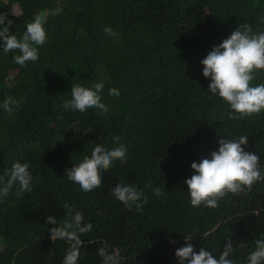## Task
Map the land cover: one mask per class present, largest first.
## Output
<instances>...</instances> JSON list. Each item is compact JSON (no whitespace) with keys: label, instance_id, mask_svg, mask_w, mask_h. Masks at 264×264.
I'll list each match as a JSON object with an SVG mask.
<instances>
[{"label":"trees","instance_id":"16d2710c","mask_svg":"<svg viewBox=\"0 0 264 264\" xmlns=\"http://www.w3.org/2000/svg\"><path fill=\"white\" fill-rule=\"evenodd\" d=\"M56 8L63 11L48 16L37 61L21 67L18 52L0 49V104L6 96L18 102L11 114L0 107V173L19 160L33 176L32 191L17 194L16 184L0 202V264H62L69 242L51 240L45 217L59 226L66 202L92 224L81 235L78 264H102L100 247L117 251L121 264H179L175 251L186 243L218 256L229 239L234 248L247 243L232 253L246 264L264 234V181L246 195L229 193L216 209L192 207L184 181L220 137L247 135L245 150L259 155L264 171V111L231 118L228 104L209 93L200 63L240 24L264 32V0H0L18 36L35 14ZM98 82L107 114L63 108L73 84ZM259 83L261 70L251 82ZM113 136L126 146L127 162L113 161L99 189L81 191L65 170L96 144L117 147ZM120 182L148 198L141 211L113 197ZM156 187L165 194L155 196Z\"/></svg>","mask_w":264,"mask_h":264},{"label":"clouds","instance_id":"9594fccd","mask_svg":"<svg viewBox=\"0 0 264 264\" xmlns=\"http://www.w3.org/2000/svg\"><path fill=\"white\" fill-rule=\"evenodd\" d=\"M62 11V8L40 11L26 22V30L19 36L11 31L13 20L8 18L7 13H0V49L3 54L18 52L19 54L13 56V60L21 67L28 62L37 61L39 47L48 40L45 30L47 18L49 15L58 16ZM104 32L108 36L118 35L111 27H105ZM200 63L203 66V77L210 78L211 81L208 85L209 93L219 96L228 104L232 113L236 114L231 118L252 116L264 111V83L255 86L251 84L256 78L257 70L264 71V32H253L251 25L240 24L219 45L213 46ZM103 88V82L95 83L92 87L73 84L71 99L64 102L63 108L81 113L88 109H99L107 114L108 108L100 95ZM108 94L119 97L120 91L110 88ZM17 104L13 97L6 96L0 107L11 114L12 105ZM120 140L121 137L113 136L112 141L118 146L112 149L106 148L103 144H96L90 156L84 155L77 164H72L71 168L65 170L67 179L77 184L85 193L99 189L102 184L101 171L107 172L115 160H119L122 165L127 162L128 150ZM248 141L247 135L232 139L220 137L217 141L219 147L210 153V158L191 163L190 167L195 174L185 179L184 183L192 207L203 205L216 209L219 201L229 193L246 195L255 183L264 181L259 155L245 150ZM29 169V163L17 160L12 163L10 169L0 173V202L16 184L19 185L17 194L32 191L33 176ZM153 194L161 197L165 193L160 187H156ZM112 195L129 211L135 209L137 212L142 210L148 199L134 184L123 182L114 186ZM63 207L68 219L59 226H54L57 225V219L53 215H47L45 220L46 223L53 225L49 229L52 241L59 239L69 242L62 264H78L81 255V235L91 232L92 224L84 223L83 213L67 202ZM254 245V250L246 257V264H264V234L254 241ZM246 247L247 243L241 241L234 248L229 239L223 251L217 256L203 247L196 252L191 243H186V246L176 249L175 257L179 264H236L232 253L236 248ZM97 254L102 259V264H121V257L117 251L110 252L107 247H100Z\"/></svg>","mask_w":264,"mask_h":264},{"label":"rangeland","instance_id":"374dc122","mask_svg":"<svg viewBox=\"0 0 264 264\" xmlns=\"http://www.w3.org/2000/svg\"><path fill=\"white\" fill-rule=\"evenodd\" d=\"M15 8V7H14Z\"/></svg>","mask_w":264,"mask_h":264}]
</instances>
